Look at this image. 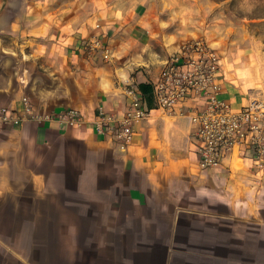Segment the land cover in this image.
<instances>
[{"label":"crops","instance_id":"crops-1","mask_svg":"<svg viewBox=\"0 0 264 264\" xmlns=\"http://www.w3.org/2000/svg\"><path fill=\"white\" fill-rule=\"evenodd\" d=\"M38 2L43 0H0V88L12 85L0 92V109L24 112L23 98L15 106L13 101L20 79L29 76L23 97L35 111L53 117L0 127V165L8 166L0 167V264H264V171L256 168L252 148L234 150L213 168L202 166L190 120L203 107L200 98L186 97L171 112L154 105L133 123L127 144L95 126L101 111L117 119L126 115V93L115 107L102 94L82 96L77 89V78L107 65L101 52L86 51L92 34L99 32L112 51L130 40L140 48L148 45L149 30L140 26L149 24L148 4L107 0L95 12L80 9L81 22L101 13L109 19L97 21L101 27H89L87 35L65 33L71 43L60 72L59 63L29 58L48 43L45 37L22 33L59 35L52 21L63 29L78 13L63 11L73 0H47L46 9ZM123 8L135 19L112 24ZM105 24L111 25L106 34ZM164 61L154 75L142 71L132 85L152 86ZM230 71L224 66L216 79L219 97L241 107L253 95ZM62 85L71 87L70 99L62 98ZM70 108L86 110L87 121L82 116L78 125L60 123L57 117ZM196 173L206 177L199 187L207 191L199 195L191 179Z\"/></svg>","mask_w":264,"mask_h":264},{"label":"built area","instance_id":"built-area-1","mask_svg":"<svg viewBox=\"0 0 264 264\" xmlns=\"http://www.w3.org/2000/svg\"><path fill=\"white\" fill-rule=\"evenodd\" d=\"M85 47L90 56L101 52L106 61L105 54L110 55L112 52L100 34H92ZM221 62L216 50L204 41L195 40L182 45L179 50L167 56L160 69V76L152 84L155 108L171 112L186 97L200 98L204 102L203 107L196 108L190 120L202 166L213 168L234 150L252 148L254 164L259 172H263L264 101L253 97L243 106L236 107L230 101L220 98L216 79L221 70ZM125 93L130 99L126 115L117 119L113 114L101 111L95 126L99 133L114 132L128 144L135 134L133 123L144 119L152 108H148L142 91L134 85L127 86ZM22 110L24 112L19 114L11 108H1L0 127L18 125L29 119L41 122L53 118L50 113L35 111L28 96L23 97ZM57 120L70 126L78 125L82 122V114L70 108L61 112Z\"/></svg>","mask_w":264,"mask_h":264},{"label":"rangeland","instance_id":"rangeland-1","mask_svg":"<svg viewBox=\"0 0 264 264\" xmlns=\"http://www.w3.org/2000/svg\"><path fill=\"white\" fill-rule=\"evenodd\" d=\"M146 3L149 31L145 40L149 51L145 59L151 60V68L142 71L148 77L159 70L161 61L173 54L172 50L200 40L216 50L221 68L225 66L240 75L244 92L264 101V0H198L195 7L192 0H175L176 5L163 12L165 4L173 0ZM157 15L171 21L168 28L155 24ZM33 245L40 251V242Z\"/></svg>","mask_w":264,"mask_h":264},{"label":"clouds","instance_id":"clouds-1","mask_svg":"<svg viewBox=\"0 0 264 264\" xmlns=\"http://www.w3.org/2000/svg\"><path fill=\"white\" fill-rule=\"evenodd\" d=\"M147 0H135L132 4L135 7L136 4L146 3ZM198 0H192V6L195 7ZM175 0L173 3L165 4V8L161 11H165L168 7L175 6ZM38 7L45 8L47 6V0H43V2H38ZM87 8L93 9L95 12L98 7H107V0H85V2H81V0H73V3L64 7V12H71L76 10L78 15L73 18L71 23H68L63 29H60V25L58 21L53 20L52 23L55 24V29H59V35H57L56 31H53L51 35L47 31L40 32H27L22 33V35L35 36L40 35L45 37V40L48 43L39 44L32 53V56L29 57L33 61H36L40 58H46L53 65L59 63L60 66L57 68V71L63 72L66 57H65V48L71 43L70 39L65 38V33L71 36L72 33H81L83 35L88 34L89 27L91 29L98 28L99 24L97 21H105L108 20L109 17L100 14L94 15L92 18H83V22H81L82 16L80 14V9ZM131 9L117 10L115 13V19L111 21L112 24L116 23V20L123 21V23L129 22V20L135 19V17L129 18V13ZM60 16V13H57ZM62 18V17H61ZM41 20L51 19V17H40ZM139 23V21H137ZM154 22L161 29L168 28L169 23L171 21H163L160 19V16L157 15L154 17ZM122 23V24H123ZM75 25V27L73 26ZM110 24H105V27L102 29L105 34L107 33L108 27ZM140 26L144 29L149 28V24L141 23ZM193 28H197L196 24L192 25ZM119 31V29H116ZM199 31V29H197ZM99 35V32L97 33ZM2 43V42H0ZM50 45V47H49ZM7 50V49H5ZM149 48L138 47V41H128L118 47L115 51H112L111 54H105V58L108 61L107 65H102L95 68H90L89 71L84 74L83 78L76 79V86L79 90V93L84 96L89 93H93L96 96L104 95L108 97L109 101H112L115 107H119L124 102L125 89L127 86L132 85L137 76L142 75V70H150L151 68V60L145 59V54L148 53ZM65 57L64 63H60V58ZM126 74V75H122ZM25 80H29V76H25L23 79H20V91L16 93V100L13 101L14 106L23 98V89L27 87V83ZM107 81L109 83V87H104V82ZM11 81H8L7 86L4 88H0V92H9L11 89ZM66 92L62 98L70 99L73 95L71 87L68 85H62ZM54 96V95H50ZM43 107H48V101H44L42 104ZM81 114L85 121H87V113L86 110H82ZM7 169V164L0 165ZM193 181V187L196 189L197 195L204 193L207 189L203 187H199L206 177L200 173H196L191 177Z\"/></svg>","mask_w":264,"mask_h":264},{"label":"trees","instance_id":"trees-1","mask_svg":"<svg viewBox=\"0 0 264 264\" xmlns=\"http://www.w3.org/2000/svg\"><path fill=\"white\" fill-rule=\"evenodd\" d=\"M150 84L148 83H142L139 85L140 90L142 91L143 94V98L146 100L147 102V106L148 108H152L155 105L154 102V91H153V86H151L150 88Z\"/></svg>","mask_w":264,"mask_h":264}]
</instances>
